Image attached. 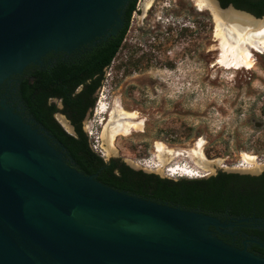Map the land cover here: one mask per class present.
Listing matches in <instances>:
<instances>
[{"label": "water", "instance_id": "obj_1", "mask_svg": "<svg viewBox=\"0 0 264 264\" xmlns=\"http://www.w3.org/2000/svg\"><path fill=\"white\" fill-rule=\"evenodd\" d=\"M129 1L0 0V86L50 52L118 35ZM31 120L39 124L11 92L0 98V264H264L247 243L211 229L234 221L108 186L71 165Z\"/></svg>", "mask_w": 264, "mask_h": 264}, {"label": "rangeland", "instance_id": "obj_2", "mask_svg": "<svg viewBox=\"0 0 264 264\" xmlns=\"http://www.w3.org/2000/svg\"><path fill=\"white\" fill-rule=\"evenodd\" d=\"M137 6L123 46L96 93L95 108L84 119L88 135L99 134L107 149L105 125L120 106L136 112L133 120L143 126L118 135L107 160L121 158L136 169L174 179L188 177L170 176L167 167L174 165H187L202 177L219 170L262 173L264 50L254 51L253 68L227 69L217 64L221 40L210 8L199 9L195 0H138ZM99 102L108 111L96 113ZM56 117L74 132L63 113ZM158 142L175 154L164 155L163 161ZM199 142L212 169L197 164L193 150ZM246 154L257 156L256 167H240Z\"/></svg>", "mask_w": 264, "mask_h": 264}, {"label": "trees", "instance_id": "obj_3", "mask_svg": "<svg viewBox=\"0 0 264 264\" xmlns=\"http://www.w3.org/2000/svg\"><path fill=\"white\" fill-rule=\"evenodd\" d=\"M232 1L238 9L258 17L264 15V6H260L264 0ZM228 2L224 0L223 7ZM137 3L132 0L128 5L126 25L117 36L85 45L70 56L60 55L41 66L31 63L18 74V95L27 112L65 147L71 165L86 174H97V179L108 186L169 205L199 209L222 220L225 216L264 220V171L255 175L219 170L207 177L174 179L135 169L121 158L105 160L93 148V137L84 129V119L95 108L96 93L123 46ZM58 112L70 119L75 133L61 124ZM211 229L222 238L216 227ZM256 232L264 241V230ZM251 251L264 257L262 246L253 245Z\"/></svg>", "mask_w": 264, "mask_h": 264}, {"label": "bare ground", "instance_id": "obj_4", "mask_svg": "<svg viewBox=\"0 0 264 264\" xmlns=\"http://www.w3.org/2000/svg\"><path fill=\"white\" fill-rule=\"evenodd\" d=\"M195 1L199 9L203 10L205 7H208L215 16L217 22L216 37L221 40L219 49L222 51V55H219L221 56L220 60L218 62L216 61L217 64L227 69L253 68L255 66L254 51L264 50V16L255 18L245 12L233 9H221L214 0ZM108 109L109 107L107 105H101L99 102L96 113H103L106 110L108 111ZM136 118V112H129L120 106L118 110L112 112L111 118L105 125L103 133L105 143L107 144L106 153H113L118 135L129 134L133 129L142 128L143 123L133 120ZM202 147L201 142H199L193 150L197 164L201 168L212 169L213 162L207 160L202 151ZM157 150L163 161H166L163 158L164 155L175 154L174 150L168 149L164 143L160 142L157 143ZM176 154L182 155L183 153L178 151ZM244 158V162L240 164V167H256L258 161L257 156L246 154ZM148 166L152 165L148 164ZM155 166H160V164H156ZM166 171L170 176L176 177L188 176L190 178H196L205 175L187 165H174Z\"/></svg>", "mask_w": 264, "mask_h": 264}, {"label": "flooded vegetation", "instance_id": "obj_5", "mask_svg": "<svg viewBox=\"0 0 264 264\" xmlns=\"http://www.w3.org/2000/svg\"><path fill=\"white\" fill-rule=\"evenodd\" d=\"M132 0L129 1V3L127 4L125 10H124V19H125V25H126V9L128 7V5L130 4ZM219 3L223 6V2L224 0H218ZM234 5L232 0H229L228 5ZM235 6V5H234ZM260 6H264V2L260 3ZM124 25V26H125ZM124 28V27H123ZM122 31V30H121ZM120 31V32H121ZM119 32V33H120ZM117 36V35H116ZM100 43V42H99ZM89 45V44H88ZM76 51V50H75ZM73 51V52H75ZM73 52H66V51H59V52H54V56H51L50 52L49 54H47L42 63H34L38 66H41L45 63H50L52 60H56L60 55H64L65 57L70 56ZM48 58V60H47ZM47 60V61H46ZM25 71V69H24ZM23 71V72H24ZM22 72V73H23ZM19 73V74H22ZM18 74L14 75L12 77V82H5V84H3L2 86H0V98H3L6 96V94H8L9 92H11L14 95V99H15V103L16 105L20 108V111L25 115V117L27 119H32L33 117L27 112L26 107L23 105V102L20 100V97L18 95V88L16 86V83H18ZM56 101V100H55ZM65 115V114H64ZM66 116V115H65ZM67 117V116H66ZM68 118V117H67ZM70 120V119H69ZM32 121V120H31ZM33 122V121H32ZM34 124H36V122H33ZM37 126H39V124H36ZM74 126V125H73ZM75 129V127H74ZM50 139L55 142L56 146L58 148H60L61 150L64 151L66 158L68 159V161L70 160V157L67 155V151L65 148H63V146L58 143L56 141V139H54V137L50 136ZM134 168V167H133ZM136 169V168H135ZM143 170V169H142ZM145 171V170H144ZM218 173V172H217ZM216 174V173H215ZM261 174V173H260ZM213 175V174H210ZM258 175V174H257ZM202 177V176H201ZM241 217H245V216H225L226 220H222L224 222H230V221H234L235 225H233L232 227H224L221 229L216 230V232L218 234H220L222 236V238L227 241L228 243H231L237 247L243 248L246 247V243H247V247L249 250L252 249L253 245H259L262 246L261 244L264 243V241L262 240V238L258 235V233L256 231H262L264 230V225L261 224V226H257L258 223L260 222V220H256V218L252 221H247V222H240L239 220H237L238 218ZM263 219L261 221V223H263ZM226 230V231H224ZM255 240H258V242H256ZM264 247V246H262Z\"/></svg>", "mask_w": 264, "mask_h": 264}, {"label": "built area", "instance_id": "obj_6", "mask_svg": "<svg viewBox=\"0 0 264 264\" xmlns=\"http://www.w3.org/2000/svg\"><path fill=\"white\" fill-rule=\"evenodd\" d=\"M91 135H93V132L91 131ZM93 148L107 160V154H106V149L104 147V144L101 141V137L99 134L95 138H93V143H92ZM170 168V167H167Z\"/></svg>", "mask_w": 264, "mask_h": 264}]
</instances>
